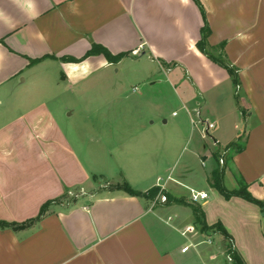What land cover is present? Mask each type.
I'll return each instance as SVG.
<instances>
[{
	"label": "crops",
	"instance_id": "crops-1",
	"mask_svg": "<svg viewBox=\"0 0 264 264\" xmlns=\"http://www.w3.org/2000/svg\"><path fill=\"white\" fill-rule=\"evenodd\" d=\"M199 2L0 0V221H27L59 199L29 225H0V264H232L228 238L245 264H264V212L209 182L221 168L227 189L244 184L264 199V0ZM206 27L208 50L234 72L202 51ZM93 44L127 56L82 58ZM125 59L146 60L154 64L146 76L159 69L181 85L179 112L149 113L145 99L125 100L112 128L102 116L87 118L90 136L64 126L36 87L32 97L16 96L27 70L58 65L55 88L85 91L88 76ZM119 180L143 192L160 186L169 201L152 206V198L110 188ZM190 189L208 197L194 203ZM191 205L221 229L202 231Z\"/></svg>",
	"mask_w": 264,
	"mask_h": 264
},
{
	"label": "rangeland",
	"instance_id": "rangeland-1",
	"mask_svg": "<svg viewBox=\"0 0 264 264\" xmlns=\"http://www.w3.org/2000/svg\"><path fill=\"white\" fill-rule=\"evenodd\" d=\"M212 53L219 57L221 55L219 51H213ZM153 65L146 62V60L140 62L125 59L120 64L108 66L106 68L107 72L101 75L93 73L88 76L80 85L85 91L77 87L67 91L55 88V82L60 78L58 65L54 64L47 70L46 68L40 67L34 73L27 70L20 77V80L22 78H25V80L21 83L22 90L19 93L17 92L16 96H21L23 99L24 96H27L29 93L31 94V90L36 87V99L43 102H52L53 108L59 118L63 119L64 126L67 128L72 127L75 132L77 131L80 134L90 135L94 127L93 125H89L87 118H93L95 115L102 116L107 122L104 125V129L112 128L113 125L109 124V118H120L125 115V100L132 99L137 101L139 98L145 99L152 109L148 110V112L150 111L149 113H152L153 109L159 110L164 114H168L173 110L179 112L178 97L182 93L181 85L175 83V90L173 85L170 84L169 77L162 71H159V69L154 76H146L154 67ZM157 78L161 79V83L157 84L156 91L150 88L148 83L149 80H156ZM44 85L54 87L51 89L52 91H40L39 87H43ZM97 86L102 87L100 89ZM134 86H138L137 91L133 90ZM32 96H34L33 93L31 94ZM157 98L162 99V103H156L158 102ZM134 111L141 112V106H138ZM142 111L145 112V109ZM88 143L89 141L87 140L85 145L88 146ZM230 153L231 151H226V153L221 155L224 162ZM209 156L211 162L217 163L210 153ZM118 186H124V181L119 180L111 185L110 188ZM180 239L181 241L184 240L183 237H180Z\"/></svg>",
	"mask_w": 264,
	"mask_h": 264
},
{
	"label": "trees",
	"instance_id": "trees-1",
	"mask_svg": "<svg viewBox=\"0 0 264 264\" xmlns=\"http://www.w3.org/2000/svg\"><path fill=\"white\" fill-rule=\"evenodd\" d=\"M197 3H200L199 0H195ZM208 32V28H204L203 30V38L200 42V47L202 49V51L209 56L210 58L214 59L216 62L226 66L231 72H234L232 70V68H230L228 65L225 64V61L222 59V57L220 56H215L213 53H211L208 50V45L205 41V34ZM96 54H102L106 57V59L109 62H113L116 63L118 62L120 59H122L124 56H127L126 53H120L117 55H114L112 53H110L105 47H103L102 45L99 44H93L92 48L84 55V57L82 58H86L88 56L91 55H96ZM62 60L64 61H72V62H78L81 59H77L75 57H70V56H65L62 57ZM38 60H33L32 62H35ZM218 161H219V156L217 157ZM223 169L221 168H216L212 171L210 178H209V182L211 183L212 186H214L215 188H217L219 190V192L225 197V198H230L231 196H240L242 198H244L245 200L252 202L256 205L259 206V208L261 209L262 212H264V199H257L255 198L248 190H247V185H241L238 189H234V190H229L227 189L224 184H223ZM115 188H119V189H123L126 192H128L131 195H139V196H144V197H148V198H154L156 197L159 193H164V190L160 187V186H154L152 188H150L147 191H138L135 190L134 188H132L127 182H124V186H118ZM167 197V201H169L168 196ZM59 199H52V200H48L46 203H44L40 209L39 214L32 219H29L27 221L21 222V223H8L5 221H0V225L1 226H12V227H19V226H26L29 225L32 222H35L37 220H39L47 211V208L50 204L57 202ZM176 202H182L183 199H174ZM192 209L195 212V216H196V222L199 223L200 228L202 231H207L212 227H217L218 229H221V226L219 223H215L214 225H207V223L204 221V217H203V212L201 210V208L199 207V205H191ZM227 238V237H226ZM229 240L227 241V245H226V249H227V253L231 258V262L232 264H245L244 260L242 259V257L240 256V254L236 251V249L233 246V243L231 242V238H228Z\"/></svg>",
	"mask_w": 264,
	"mask_h": 264
},
{
	"label": "built area",
	"instance_id": "built-area-1",
	"mask_svg": "<svg viewBox=\"0 0 264 264\" xmlns=\"http://www.w3.org/2000/svg\"><path fill=\"white\" fill-rule=\"evenodd\" d=\"M200 122V121H199ZM213 127V124L212 123H207V128L205 130V135L208 133V130L210 128ZM219 163L220 165H223L224 164V160H223V157L221 156L219 158ZM161 181V178H158V183ZM208 197V193L207 192H204V191H196L194 189H190V199L192 202L196 203V202H199L200 200H203L205 198ZM167 201V197L165 194L163 193H159L156 197H154L153 199H151V205L152 206H155L158 202H162V203H165ZM193 228H188L187 231H191ZM210 242V241H208ZM189 246H185L184 248H182V251L185 252L186 250H188ZM230 258V256H229ZM231 259V258H230Z\"/></svg>",
	"mask_w": 264,
	"mask_h": 264
}]
</instances>
